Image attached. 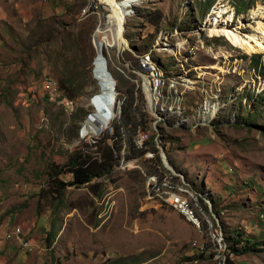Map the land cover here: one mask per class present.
Listing matches in <instances>:
<instances>
[{
    "label": "rangeland",
    "instance_id": "374dc122",
    "mask_svg": "<svg viewBox=\"0 0 264 264\" xmlns=\"http://www.w3.org/2000/svg\"><path fill=\"white\" fill-rule=\"evenodd\" d=\"M208 1L213 4L207 9ZM100 2L0 0L1 61L17 60L9 50H23L19 68H7L20 80L19 90L9 87L6 101L0 100L8 106L0 107V120L13 118L17 123L7 136L0 130V216L8 220L12 215L14 226L29 237L32 250L45 252L50 264H110L129 257H140L146 261L142 264H264V251L236 257L215 240L232 226L264 243L262 194L256 186L242 187L240 181L252 178L264 188V0H135L123 26L129 45H121L124 60L133 67L117 54L115 37L107 28L113 15ZM240 2L247 5L246 11L238 12L235 3ZM34 5L42 11L63 7V12L45 19L31 13L23 21ZM216 21L248 46L237 48L210 33ZM97 30L106 39L103 54L119 100H124V91L132 83L133 104L142 105L145 113V121L137 115L141 126L134 139L139 151L131 153L127 142L122 148L114 140L118 161L111 167L112 174L91 181L104 184L100 197H94L88 187L67 186L58 206L57 201L38 199V192L46 184L47 164L63 165L71 153L88 144L81 124L96 114L99 88L92 70L93 44L100 51ZM146 52L165 78H180L190 86L175 106L162 100L157 108L173 106L188 119L204 110L202 124L174 127L173 117L152 127L141 85L131 79V71L137 69L135 60ZM71 76L73 85L83 84L76 98L63 96L57 83ZM256 102L261 107L255 108ZM78 108L85 112L80 120L73 117ZM252 108V120L243 123ZM109 132L97 134V142H104L100 134ZM104 144L112 147L110 142ZM95 147L87 151L92 157L99 152ZM166 195L180 207L169 205ZM214 201L219 216L213 211ZM47 232L53 235L49 246Z\"/></svg>",
    "mask_w": 264,
    "mask_h": 264
},
{
    "label": "trees",
    "instance_id": "16d2710c",
    "mask_svg": "<svg viewBox=\"0 0 264 264\" xmlns=\"http://www.w3.org/2000/svg\"><path fill=\"white\" fill-rule=\"evenodd\" d=\"M253 2L254 0H252V3ZM212 4H213V1H208L206 5L207 9L210 8ZM235 6H237L238 8V12H241L242 10L243 11L247 10V5L244 6V3H241V2L240 4L235 3ZM158 16L162 17V14L158 13ZM131 35L132 37H134L135 36L134 32H132ZM144 48L145 50L147 49L146 45L144 46ZM88 50H89V53L92 52V48L90 44L88 45ZM135 50L138 52L136 48ZM138 53H141V52H138ZM253 57H256L257 62H258L259 56L256 55ZM252 66H256L255 62L252 63ZM263 68H264V65H263ZM74 75L78 76V74H74ZM74 81H75L74 76H71L70 78H67L64 80L57 81L59 85V90L62 92L63 96H65L66 98H76L77 95L78 96L80 95L78 93H79V90L82 89L83 84L80 83L75 86L73 85ZM131 84L130 86L127 87L126 91H124V95H125L124 100L120 101L118 99L120 101L121 108H119L118 110L117 119L115 120L114 122L115 125H114V128L112 129H114V134L116 136L115 140H117L118 143L121 144L120 147L123 148L125 146L126 148L125 143L127 142L129 144L131 153L136 154L135 149L139 151V147H137L134 136L137 133L136 131H138V129L141 126L139 124L138 116L140 117L141 121H145V115H144L145 113L142 111V105H141V108H139V107H136L135 102L133 104L132 93L134 91L136 92V88L134 84L132 85ZM261 98H263V96H261ZM254 106L255 108H258V107H261V104L256 102ZM254 111H255L254 108H252L250 112L248 111L245 118L242 119L244 121L243 123H250V122H246V120L247 121L252 120L253 118L252 113H255ZM84 115H85L84 110L82 108H78L76 114H74L73 117L77 116L78 120H80L81 118L84 117ZM74 128H75V132H74ZM76 129H77V125L75 123V125H73L74 135H76ZM72 135L73 133H71V139L74 136ZM159 141L161 142L160 138H159ZM95 146L99 147V152L98 153L96 152L95 154L97 155L96 156L94 155V157H92L90 154H88L87 151L93 147L96 148ZM134 146L136 148H134ZM165 147L166 146L164 145V148ZM83 148L82 150H77L74 153H71L70 157H68L67 161L63 165H54L52 163H49L46 165V184H45V187L40 188L38 192V199L44 198L45 200H54V201H57V204L59 206L63 202L64 192L67 186H74L77 188L88 187L89 192L92 195H94V197H100L104 184L103 183L91 184V181L95 178H101L103 176L109 177L110 174H112L111 167L113 163L118 161L117 160L118 155L114 154L113 148L110 145L104 144V142H99V143L97 142L96 145H93L92 147L89 145H84ZM181 148L183 147L181 146ZM157 163L159 164L160 160L157 161ZM65 177H66V180H64ZM240 181L242 183V187L251 188L253 186H256L255 191L260 192L262 194L263 200H262L261 206L264 208V188L261 187V185L256 184L252 178H246L242 180L240 179ZM38 207H39V203H38ZM202 207L204 210H207L206 205H202ZM213 207H214V210H213L214 213L217 216H219L218 210L215 209L216 201H214ZM203 226L204 228H207L205 223H203ZM225 232H226V235L223 236L222 242L226 246V250L230 255L239 257L241 255H245L248 253L264 251V243L259 242V241L255 242L254 237L247 236L240 227L235 228L232 226H228ZM25 238L29 239L27 235L24 236V239ZM52 239H53V235L51 234V232H47L45 236V241H46L47 246L51 244ZM19 249L25 252L22 248H19ZM145 262L146 261H144L140 257H136V258L129 257L126 259L113 260L110 262V264H140V263L142 264Z\"/></svg>",
    "mask_w": 264,
    "mask_h": 264
},
{
    "label": "bare ground",
    "instance_id": "6f19581e",
    "mask_svg": "<svg viewBox=\"0 0 264 264\" xmlns=\"http://www.w3.org/2000/svg\"><path fill=\"white\" fill-rule=\"evenodd\" d=\"M123 1L124 0H101L100 2L101 4L104 3V5L110 8L111 14L113 15L111 20L107 22V28L110 32L113 33L118 49H120L121 45L123 46L126 42L125 38L123 37V26L126 22V17L130 15L127 13V11H130V9L134 7L133 4L135 3V0H126L124 2ZM221 12L222 11H220L219 13ZM262 26L264 25L262 24ZM210 33L224 37L226 41H228L233 46H236L237 48L243 49L244 46H248L246 44V41H244L240 36H238L236 32L229 29L226 25L218 27L217 21L213 23V27L210 30ZM95 35H97L99 39L100 51L97 53L99 58L98 60L95 59V65L92 70V74L93 79L95 80L99 88V96L94 99L96 114L89 116V118L81 124L82 130L85 131V141L88 144L89 142H93L92 144H90V146L96 145L98 141L96 135L99 134L101 131H111V125L117 119V113L119 110L120 102L118 100V93L116 92V83L113 77L109 75L110 73L107 69L105 58L104 56H102L105 48L104 45L106 46V39L105 37H102L103 33L99 30L95 32ZM92 40L94 41V39ZM93 46L95 48L94 44ZM126 48L128 50V47ZM249 49L253 51V48L250 46ZM100 56H102V58H100ZM141 57H145V63L151 71L150 86L147 87V93L146 85L141 79V71L139 69L131 71L132 73H134L131 79L133 80V82H138L141 85L142 91L144 93L143 95L146 99V107L151 112V115L153 117L152 127L154 128L157 123L166 122L173 117L176 118L174 127H179L186 123L187 126L192 128L197 126L199 123L202 124L203 119L200 121V115L204 112V110L200 113L198 117H195L194 119L193 117L191 119H188L180 114V110L178 108H173V106L176 105L179 96L187 92L188 88H190L189 84H186L185 80L180 78H174L169 80L168 78H165L164 74L156 67L155 63L150 59V52L144 53L143 56H139V58L137 59L140 60ZM214 67L218 68V66ZM127 70L130 71L128 67ZM180 82H182L183 84H179ZM47 85L48 88H51L53 86L51 82H48ZM104 92H107L105 98ZM162 100L170 101L173 106L166 107L164 104H162L157 108V104ZM150 108H152L153 111H151ZM208 121L209 117L207 116V122ZM161 155L164 156L163 151L161 152ZM166 166L169 167L168 164H166ZM171 170L172 169H168L167 171L169 172ZM148 179H150V177H148ZM181 208L184 209L186 207L182 205ZM24 241L32 250V244L30 243V241L26 238L24 239Z\"/></svg>",
    "mask_w": 264,
    "mask_h": 264
},
{
    "label": "crops",
    "instance_id": "0c3cea01",
    "mask_svg": "<svg viewBox=\"0 0 264 264\" xmlns=\"http://www.w3.org/2000/svg\"><path fill=\"white\" fill-rule=\"evenodd\" d=\"M34 8L31 7V9L28 10L29 12H27L25 14L24 19H22L23 21H25L29 17H31V13H35V14H37V16L39 18L45 19V18H49V17H58L59 15H61L59 13V11L61 13L63 12V7H60V10H58L59 8L57 6H56V8L50 7L48 10H45V11H48L49 13L42 11L41 7H35V5H34ZM82 11H86V10L83 9ZM40 12H41L42 17L39 15ZM64 12H66L67 14L69 13V12H67V9ZM0 45H1V43H0ZM22 53H23L22 48H18V47H15V48L9 50V54L12 55L13 58H15L17 60H18L19 56L22 55ZM17 60H12L10 63H5V62L1 61V58H0V100H1V102L6 101V98L8 97L7 96L8 90L7 89L9 87H12V89H15V92H17L19 90L18 85H20V80H18L16 78V75H14V74L9 75V73L7 71L8 66H10L12 68H17V69L19 68ZM23 68H27V70H29V65L23 64ZM42 89H43V87H42ZM1 106L4 107L7 105L5 103H3V104L0 103V107ZM7 111L9 112L8 109H7ZM6 117H8V116L6 115ZM4 119L5 118H3V120ZM10 120L11 121L7 120L6 122H2L0 120V130L2 131L4 136H7L8 130L11 131L12 127H17V123L12 121L13 118ZM15 120H16V118H15ZM4 190L6 191V188H4ZM10 191L12 192L11 195L14 198H17V195H14V192L12 190H10ZM0 199H2V197H0ZM2 202L4 203V201H2ZM0 205H1V203H0ZM5 208H2V209H5ZM11 216L8 220H7L6 215L1 214V216H0V264H50V263H52L50 257L47 256L45 252H40V251L35 252V249H34V250H31V252H30L31 254H28V253L20 250L12 242H8L3 238L4 232L5 231L6 232L11 231L14 228L13 226L16 224L15 223L16 220H13ZM15 227L19 228L20 232L21 231L23 232L21 227H19V226H15ZM46 260H49V263Z\"/></svg>",
    "mask_w": 264,
    "mask_h": 264
},
{
    "label": "built area",
    "instance_id": "2783aa9c",
    "mask_svg": "<svg viewBox=\"0 0 264 264\" xmlns=\"http://www.w3.org/2000/svg\"><path fill=\"white\" fill-rule=\"evenodd\" d=\"M115 50L117 51V54L120 55L121 58L124 60V58H123L124 53L122 51V47H120V49L115 48ZM104 55L105 54H103L102 56H104ZM135 61L136 62H135L134 67L141 71V79L144 81V84L146 85V93H147V87L150 86L151 71H150L149 67L147 66V64L145 63V57H141L140 60H135ZM125 62L129 66H132L130 61H125ZM106 93L107 92H104V98H105ZM46 96L48 97V95H46ZM119 108H121L120 102H119ZM150 109H151V111H153L152 108H150ZM115 139H116V136L112 131H110L109 134H100V141L110 142L112 144L113 150H114V140ZM92 143L93 142H89V144H86V145H90ZM156 150H158V149H156ZM163 161H164V159H163ZM166 202H168L169 205L179 206V203L170 201V196H167V195H166ZM24 236H25L24 232H14V230H12V232H4V234H3V238L6 241H8V242L10 241V242L14 243L17 247L22 248L26 253H30L31 249L28 247V244L25 243ZM216 236H217V238H215V240H216L217 244L220 246V242L222 241V238L218 235H216ZM200 249H202V247H200Z\"/></svg>",
    "mask_w": 264,
    "mask_h": 264
},
{
    "label": "clouds",
    "instance_id": "9594fccd",
    "mask_svg": "<svg viewBox=\"0 0 264 264\" xmlns=\"http://www.w3.org/2000/svg\"><path fill=\"white\" fill-rule=\"evenodd\" d=\"M134 7H135V5H134ZM124 37V36H123ZM219 37H221V36H219ZM125 38V40H126V42H127V38L126 37H124ZM92 44H93V40H92ZM127 44H128V42H127ZM129 45V44H128ZM134 46L136 47V44H134ZM94 47V46H93ZM94 50H95V56H94V58L93 59H97V58H99V56H98V54H96L97 52H96V49L94 48ZM136 53H138L137 51H135ZM191 54V53H190ZM103 55V54H102ZM100 58H102V56H100ZM93 59H92V61H93ZM92 63V62H91ZM13 227H15V226H13ZM25 234V233H24ZM221 234V238H222V233H220ZM19 248V247H18ZM28 254H31V253H28Z\"/></svg>",
    "mask_w": 264,
    "mask_h": 264
},
{
    "label": "water",
    "instance_id": "95a60500",
    "mask_svg": "<svg viewBox=\"0 0 264 264\" xmlns=\"http://www.w3.org/2000/svg\"><path fill=\"white\" fill-rule=\"evenodd\" d=\"M94 42V41H93ZM97 54V53H96ZM97 60H98V58H97Z\"/></svg>",
    "mask_w": 264,
    "mask_h": 264
}]
</instances>
